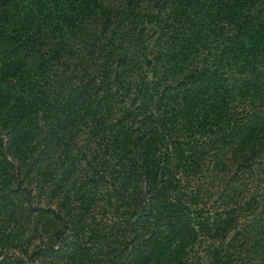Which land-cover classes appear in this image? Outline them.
<instances>
[{"label": "trees", "instance_id": "16d2710c", "mask_svg": "<svg viewBox=\"0 0 264 264\" xmlns=\"http://www.w3.org/2000/svg\"><path fill=\"white\" fill-rule=\"evenodd\" d=\"M0 264H264V0H0Z\"/></svg>", "mask_w": 264, "mask_h": 264}, {"label": "rangeland", "instance_id": "374dc122", "mask_svg": "<svg viewBox=\"0 0 264 264\" xmlns=\"http://www.w3.org/2000/svg\"><path fill=\"white\" fill-rule=\"evenodd\" d=\"M78 211H79V213H81L83 215V217L86 218V215L82 209H80V210L78 209ZM74 215H76V214H74ZM84 221H86V223H87L89 220H88V218H86ZM86 223H84V225H85L84 227H86V225H87Z\"/></svg>", "mask_w": 264, "mask_h": 264}]
</instances>
